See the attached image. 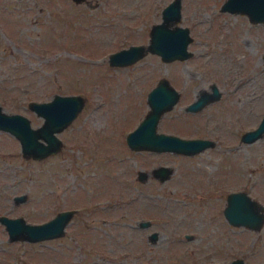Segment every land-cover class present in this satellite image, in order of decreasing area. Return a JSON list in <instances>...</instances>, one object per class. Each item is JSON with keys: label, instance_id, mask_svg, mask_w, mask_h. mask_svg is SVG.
Wrapping results in <instances>:
<instances>
[{"label": "rangeland", "instance_id": "374dc122", "mask_svg": "<svg viewBox=\"0 0 264 264\" xmlns=\"http://www.w3.org/2000/svg\"><path fill=\"white\" fill-rule=\"evenodd\" d=\"M167 1L0 0L1 108L35 126L42 116L29 99L83 97L56 131L54 152L23 155L18 139L0 129V213L40 221L73 208L61 234L37 240L9 239L0 221V264H179L175 253L185 246H226L215 250L226 257L250 246L242 255L264 264V131L240 139L264 112V20L220 9L223 0H180L176 21L188 26L190 55L163 60L147 50L132 62L109 63V51L147 42ZM159 76L179 93L156 129L217 143L191 155L127 145L125 132L148 108L146 92ZM213 82L217 99L185 109ZM158 163L172 166L168 177H136ZM232 189L256 200L263 214L257 227L225 219L224 193ZM21 192L26 198L14 202ZM142 218L150 223L139 225ZM189 230L197 234L183 238Z\"/></svg>", "mask_w": 264, "mask_h": 264}, {"label": "water", "instance_id": "95a60500", "mask_svg": "<svg viewBox=\"0 0 264 264\" xmlns=\"http://www.w3.org/2000/svg\"><path fill=\"white\" fill-rule=\"evenodd\" d=\"M220 9L244 12L249 20H264V0H223ZM160 19L149 26V36L145 43H130L108 53L111 64H125L143 55L147 50L157 53L163 60L184 58L191 54L186 45L191 38L188 26L179 24L180 0H169L160 9ZM264 56V54H263ZM178 90L165 76H159L156 82L146 92L148 108L137 123L125 132V141L130 148H149L154 150H171L174 152L193 153L212 144V139L205 136H183L174 132L156 129L160 114L170 108L178 98ZM216 84L210 83L209 89H200L197 95L187 102L185 109L197 110L207 101L218 97ZM83 97L77 92H53L48 99H29L28 106L42 116L39 124L33 126L28 117L17 111L7 112L0 105V129L11 132L19 141L23 155L41 157L56 151L61 139L56 131L66 125L80 109ZM264 131V112L255 126L246 128L240 133V139L251 141ZM151 171L159 178L169 176L172 166L157 164ZM147 171L137 170V177L144 179ZM14 202L24 200L26 193H15ZM73 208L57 210L54 214L40 221H28L22 215H7L0 213V221L7 230L9 239L22 238L37 240L59 235L64 224L72 214ZM226 219L231 223L245 224L257 227L263 217L258 210L256 200L243 189H232L226 193V206L223 208ZM148 218L139 219L138 223L145 226ZM195 230L182 233L183 238H191ZM157 238V231L147 233L149 242ZM226 264H246L242 259H233Z\"/></svg>", "mask_w": 264, "mask_h": 264}, {"label": "flooded vegetation", "instance_id": "af4514ba", "mask_svg": "<svg viewBox=\"0 0 264 264\" xmlns=\"http://www.w3.org/2000/svg\"><path fill=\"white\" fill-rule=\"evenodd\" d=\"M218 90H219V94H218V97H219L220 94H221V90L219 88H218ZM218 97H216V99ZM211 100H215V98L214 99H211ZM187 136H189V135H187ZM195 136H202V135H195ZM205 137H208V138L212 139V141H213L212 144H209L207 146H210V145H213V144L217 143V141H216L217 139L215 137H211V136H205ZM222 148L223 149H226V141L223 142ZM139 149H145V150L147 149V150H153V151H163V150H154V149H149V148H139ZM202 149H200V150H202ZM166 151H171V150H166ZM198 151H196V152H198ZM196 152H193V153H196ZM178 153H182V154H185V155H191L192 154V153H184V152H178ZM158 164H165V163H158ZM155 165H157V164H155ZM153 166H151L148 170H146L147 171V175H146V177L144 179L138 178L137 177V173H136V177L140 181H145L146 178H148L149 176H150V179H153V180L158 179V180L161 181V179H159L151 171V168ZM220 178L226 184V162L223 163L222 168L220 170ZM224 206H226V191L224 193V204H223L222 209H221V212L223 213V215H224V217L226 219V214L223 212ZM189 231H191V230H189ZM183 232H185V231H183ZM182 233H181V236H182ZM187 247L188 246H185L184 248L182 247L181 250H177L176 253H175L176 254V256H175L176 258L175 259L177 260V262H180L179 264H226L227 262H230L231 260L238 259V258L239 259H242V261H244L246 264H250V260L246 259L242 255V253H244L245 251L246 252L249 251L250 253H252V251L249 250L250 249V246H245L244 248H242V249L239 250L240 252L234 253V254H232V255H230L228 257H226V254H225V252H226V246H221V248H219V249H218V246H189L188 248ZM220 249H224L225 250V252L222 253L221 255H219V252L220 251L215 252V250H220Z\"/></svg>", "mask_w": 264, "mask_h": 264}, {"label": "bare ground", "instance_id": "6f19581e", "mask_svg": "<svg viewBox=\"0 0 264 264\" xmlns=\"http://www.w3.org/2000/svg\"><path fill=\"white\" fill-rule=\"evenodd\" d=\"M256 63V62H255Z\"/></svg>", "mask_w": 264, "mask_h": 264}]
</instances>
